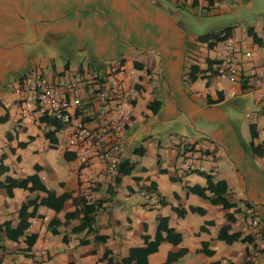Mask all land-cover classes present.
Returning <instances> with one entry per match:
<instances>
[{"label": "crops", "instance_id": "obj_1", "mask_svg": "<svg viewBox=\"0 0 264 264\" xmlns=\"http://www.w3.org/2000/svg\"><path fill=\"white\" fill-rule=\"evenodd\" d=\"M226 43L250 53L241 82L211 69ZM118 65L122 91L103 114L85 87L68 125L18 115L14 89L28 73L53 82ZM258 93L264 0H0V264H121L153 241L159 219L180 241L147 250L146 264L181 250L170 264H264ZM76 124L111 130L114 173L92 149L79 153ZM201 140L204 172L179 176L169 148ZM207 179L225 184L221 202Z\"/></svg>", "mask_w": 264, "mask_h": 264}, {"label": "built area", "instance_id": "obj_2", "mask_svg": "<svg viewBox=\"0 0 264 264\" xmlns=\"http://www.w3.org/2000/svg\"><path fill=\"white\" fill-rule=\"evenodd\" d=\"M221 57L211 66L218 77L237 83L242 81L240 61L242 57H249L250 53L243 52L240 47L226 43L222 47ZM122 73L120 65L106 69H86L81 76H76L71 71L63 72L62 76L48 82L43 74L35 70L21 77L14 89L18 97V115L22 118L31 113L50 117L59 125H68L71 112L81 106V95L85 87H90L92 99L101 114L104 107L122 91L121 83L117 79ZM257 83V79L254 80ZM258 99L264 107V95L258 93ZM111 135V130L106 128L95 131L89 130L81 124H76L71 133L73 142L79 144V153L82 155L85 147L92 149L97 159L104 164L108 173H114L119 162V145L116 141L106 142V137ZM208 142L201 140L197 144H172L169 153L175 158V170L180 175L200 174L204 172L203 163L208 150ZM148 200H154V195H148ZM35 218L28 222L26 232L30 231L35 223ZM252 257H248L250 260ZM15 264V263H9Z\"/></svg>", "mask_w": 264, "mask_h": 264}, {"label": "trees", "instance_id": "obj_3", "mask_svg": "<svg viewBox=\"0 0 264 264\" xmlns=\"http://www.w3.org/2000/svg\"><path fill=\"white\" fill-rule=\"evenodd\" d=\"M250 133H251V135H253L252 132H250ZM121 166L122 165L118 166V170L120 169ZM205 189L206 190H211V189L213 190L212 193L215 196V198L211 201L212 203L221 202L222 196L226 192V187H225V184L223 182H217L215 184H212L209 181V179H207ZM194 190L198 191L200 193L204 191L203 189H199V188H196ZM64 198L65 197H61L57 200L58 204L56 207L54 206L55 210H57L59 208L60 203L63 201ZM42 204H45V202H42ZM84 208L85 207H83V217L85 218V215H86L85 210L86 209H84ZM197 212H201V211H197ZM31 216H32V214H31ZM69 216L70 215H66V217H69ZM71 216H73V215H71ZM52 223H53V221H52ZM85 227L86 226L84 225V222H82L79 227L74 229V231H80V230L84 229ZM87 227H88V225H87ZM161 232L165 233L164 238L161 237V235H160ZM33 240H34L33 236L29 237L26 240V244L28 247L32 244ZM146 241H147V238L144 237V242H146ZM162 241H167V242H170L172 244H177L180 241V237L176 234H173L172 231L166 227L164 219H159L158 224L156 226V232H155L153 241L146 243V248L130 249L128 252V257L125 259H122L120 263L121 264H131V263H133V264H146L147 250L156 248V246ZM183 254H184V251H182V250L177 252V253H173V254L169 253L166 257V261L164 264H170V263L174 262L177 258L182 256Z\"/></svg>", "mask_w": 264, "mask_h": 264}]
</instances>
